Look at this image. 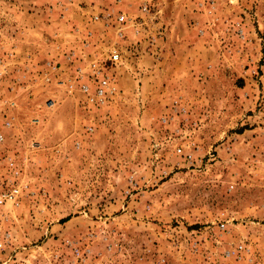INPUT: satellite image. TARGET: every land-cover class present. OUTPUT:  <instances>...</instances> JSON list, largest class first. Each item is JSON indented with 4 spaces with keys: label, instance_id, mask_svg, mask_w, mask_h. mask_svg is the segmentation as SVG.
<instances>
[{
    "label": "rangeland",
    "instance_id": "374dc122",
    "mask_svg": "<svg viewBox=\"0 0 264 264\" xmlns=\"http://www.w3.org/2000/svg\"><path fill=\"white\" fill-rule=\"evenodd\" d=\"M44 44L117 49L114 96L40 116ZM0 135V264H264V0H0Z\"/></svg>",
    "mask_w": 264,
    "mask_h": 264
},
{
    "label": "crops",
    "instance_id": "0c3cea01",
    "mask_svg": "<svg viewBox=\"0 0 264 264\" xmlns=\"http://www.w3.org/2000/svg\"><path fill=\"white\" fill-rule=\"evenodd\" d=\"M40 1H47V0H40ZM100 1V0H95ZM124 0H121V2ZM42 10V9H41ZM45 47H47L45 50L50 49L49 55L47 56V59L45 60L46 64L43 63L38 65L36 64V61L40 62V58L38 59L35 57V59L32 57L31 59H34L33 64L31 62L29 64H26L24 69L28 70V72L25 73V70L23 71V76L18 77V79L23 80L32 78V75H30L33 72H37L39 69H45L46 71L43 72L45 83L50 84L53 80L54 83L57 82L62 88H54V90L50 89V92H47L44 96L46 99L47 105H41L39 111L37 112L41 115L43 114H49L53 108H55L60 101L65 100H74L73 97H76V94L78 93L79 96H84V93L80 89L81 81L78 79V68H83L87 66V64L90 65V63H93L95 58L91 57V54L93 52V45L87 44V47H83L82 44H44ZM49 45V46H48ZM50 45L52 47L50 48ZM14 46L19 49L21 44H14ZM44 47V48H45ZM40 52H46V51H40ZM64 53H67L66 55ZM48 54V53H45ZM73 55V56H72ZM12 56V57H11ZM8 58V57H7ZM9 59L15 63L17 62L16 57L13 55V53H9ZM98 59V58H97ZM157 64L160 65L161 61L160 58L156 59ZM96 64H100L99 61ZM18 63V62H17ZM36 65V66H34ZM102 66V65H101ZM111 70V71H109ZM31 71V72H30ZM116 72V76L114 77V73ZM125 73V66L116 65L115 67L108 68V74L113 75V83L115 84V81L117 83V80L121 77V75ZM36 74V73H35ZM42 76V77H43ZM15 77V76H14ZM49 79V81H47ZM86 79L83 78L82 81H85ZM53 84V83H52ZM68 84V85H67ZM13 89L16 90L17 86L15 83H13ZM52 86V85H50ZM40 122V126H42L43 130L45 131V134L50 132V127L47 125V122H43L42 120H38ZM49 131V132H48ZM264 202V201H263ZM264 207V203L262 205Z\"/></svg>",
    "mask_w": 264,
    "mask_h": 264
},
{
    "label": "built area",
    "instance_id": "2783aa9c",
    "mask_svg": "<svg viewBox=\"0 0 264 264\" xmlns=\"http://www.w3.org/2000/svg\"><path fill=\"white\" fill-rule=\"evenodd\" d=\"M116 4H120L121 0H114ZM141 12L145 15L151 14L157 19V12H153L152 8L149 4H144L141 7ZM107 18L110 17V14H104ZM100 16H96V19H99ZM128 19H126L125 15H119L118 21L116 23L124 24ZM117 34L119 37H124V30L122 28L117 27ZM73 56V55H72ZM97 62H93L90 65H87L83 68H78V79L81 81L80 89L85 95V99L88 103L94 106L105 105L108 102L110 97H113L116 93V87L113 81V75L108 74V68L115 67L116 65L123 64V57L121 53L114 49L109 55V58L105 65L96 64ZM111 71V70H109ZM86 79L85 81H82ZM49 81V79H47ZM6 125L8 127L11 126V122H7ZM92 131V129H89ZM2 135H0V139H2ZM19 189L15 186L9 188L8 190H3L0 194V203H4L9 200H14L16 198ZM244 250L243 246H239L235 251L241 252Z\"/></svg>",
    "mask_w": 264,
    "mask_h": 264
}]
</instances>
